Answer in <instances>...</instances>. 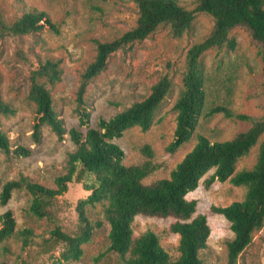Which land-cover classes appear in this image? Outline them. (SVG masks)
<instances>
[{"label":"rangeland","instance_id":"374dc122","mask_svg":"<svg viewBox=\"0 0 264 264\" xmlns=\"http://www.w3.org/2000/svg\"><path fill=\"white\" fill-rule=\"evenodd\" d=\"M178 1L193 9L199 0ZM0 8L7 22L14 21L26 10H43L58 27L57 33L45 25L36 33L6 34L0 38V97L15 110L12 114H0L1 127L13 148L22 145L30 150L27 156H15L0 149V189L5 181L20 174L45 186L55 187L54 178L64 171L66 152L73 148V144L67 134L58 139L47 125L41 127L39 140H34L35 104L28 98L30 73L46 59L61 60L60 81L46 86L65 127L77 126L76 90L82 72L95 56L93 40L111 41L119 37L136 24L138 9L131 0H0ZM213 23L210 15L198 13L190 29L181 37H174L169 25L162 24L142 41L111 53L106 68L87 85L85 98L89 105L90 125L95 126L100 117L107 119L145 98L160 76L166 72L171 75L172 88L157 109L150 127L141 130L134 126L126 129L121 137L113 139L124 152V164H140L149 159L160 165L142 180L144 184L168 177L196 143L198 135L210 140L231 139L251 126L249 120L225 117L222 113L202 117L189 141L175 152L167 150L173 139L176 116L173 104L181 88L185 54L192 44L209 34ZM230 35L237 43L234 50L211 48L201 56L207 105L225 104L237 113L259 118L264 111V91L257 44L243 26L233 28ZM263 138L264 132L250 151L237 161L236 171L250 168L255 163ZM144 145L151 147V158L142 153ZM212 171L209 170L200 179L198 186L186 198L196 200L193 217L205 214L210 227L208 247L200 253L202 264H227L226 242L233 237V232L229 221L223 215L212 212L211 206H226L241 200L246 188L236 186L228 179L214 180L206 187L204 181ZM88 194L81 182L70 183L67 191L57 198L51 208L53 217L48 219L38 218L29 212L30 193L13 191L7 204H0V215L11 210L16 229L30 227L35 236L27 247H22L17 236L7 239L4 244L9 250L4 252L0 248V264H41L45 261L48 254L39 252L42 238L48 237L55 225L61 226L67 233H76L79 229L76 203ZM88 213L92 218H101L99 208ZM175 220L174 216L137 215L132 223L133 236L153 231L174 258L178 255V235L172 233L169 227ZM108 231L109 225L103 220L91 241L83 244L84 255L64 264H115L109 254L95 260L109 245ZM236 264H264V226L254 233Z\"/></svg>","mask_w":264,"mask_h":264},{"label":"trees","instance_id":"16d2710c","mask_svg":"<svg viewBox=\"0 0 264 264\" xmlns=\"http://www.w3.org/2000/svg\"><path fill=\"white\" fill-rule=\"evenodd\" d=\"M138 9L136 24L111 41L94 39L96 53L81 74L75 96L77 126L67 129L53 105L50 89L61 79V60L46 59L30 73L28 98L35 104L33 137L39 140L41 127L47 125L63 139L67 134L73 148L66 152L64 171L54 178L55 187H48L20 174L1 185L0 204L10 200L13 191L24 190L32 195L29 212L38 218H52L51 208L63 195L68 185L81 182L89 194L76 203L79 229L70 234L55 225L49 236L42 238L39 252L48 254L41 264H64L78 260L84 255L83 244L91 241L102 221L108 223L109 245L104 254H109L115 264H202L200 253L208 247L210 227L205 214H197L196 200L186 195L194 190L200 179L211 169L204 185L209 187L214 180H229L236 186L246 188L241 200L226 206H211V211L221 214L229 221L233 237L227 240V264H236L241 252L251 243L255 232L264 226V138L259 144L257 158L250 168L235 170L237 161L245 156L264 132V111L259 118L237 113L225 104L207 105L205 77L201 56L211 48L234 50L236 40L230 35L233 28L245 27L257 44V54L262 61V88L264 91V0H199L193 9H188L178 0H131ZM198 13L213 18V27L200 42L192 44L186 54L181 75V88L173 104L176 111L173 139L167 150L175 152L189 141L202 117L222 113L251 121V126L231 139L210 140L198 135L193 147L170 171L169 176L144 184L142 180L157 170L160 165L147 159L140 164L123 163L124 152L113 139L131 127L147 130L157 109L169 94L173 81L169 72L158 78L149 94L142 100L105 119L100 117L95 126L90 125L89 105L85 93L88 83L107 66L111 53L135 42L142 41L160 25L168 24L174 37L188 31ZM47 25L54 32L58 27L43 10L24 11L14 21L7 22L0 8V38L6 34L23 35L41 31ZM15 110L0 97V114ZM0 149L6 154L27 156L30 150L22 145L13 148L1 127ZM151 158L149 145L141 148ZM99 208L100 219L90 217L88 211ZM174 216L169 230L178 235L176 257H171L161 245L158 236L147 230L133 236L132 223L135 216ZM16 220L11 210L0 215V248L7 252L4 242L17 236L22 247L33 242L34 232L30 227L16 229ZM1 264H7L2 262Z\"/></svg>","mask_w":264,"mask_h":264}]
</instances>
